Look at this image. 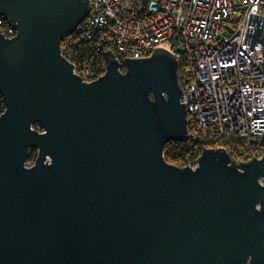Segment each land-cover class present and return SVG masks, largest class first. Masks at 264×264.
<instances>
[{
    "label": "water",
    "instance_id": "obj_1",
    "mask_svg": "<svg viewBox=\"0 0 264 264\" xmlns=\"http://www.w3.org/2000/svg\"><path fill=\"white\" fill-rule=\"evenodd\" d=\"M88 12L89 0H0L16 31L0 28V264H264V153L166 161L167 142L188 141L178 59L106 50L84 82L61 41ZM248 24L264 76V16Z\"/></svg>",
    "mask_w": 264,
    "mask_h": 264
},
{
    "label": "built area",
    "instance_id": "obj_2",
    "mask_svg": "<svg viewBox=\"0 0 264 264\" xmlns=\"http://www.w3.org/2000/svg\"><path fill=\"white\" fill-rule=\"evenodd\" d=\"M250 13L264 16V0H89V12L74 33L93 41L96 57L111 50L122 62L148 57L159 47L183 56L188 139L217 140L209 147L226 149L232 138L261 142L264 132L261 45L252 50L244 43L247 27L253 28ZM2 32L16 34L9 26ZM96 66L91 59L74 65V72L90 82L105 72V64ZM31 128L43 131L39 123ZM36 154H28L25 166ZM235 156L230 157L240 162Z\"/></svg>",
    "mask_w": 264,
    "mask_h": 264
},
{
    "label": "trees",
    "instance_id": "obj_3",
    "mask_svg": "<svg viewBox=\"0 0 264 264\" xmlns=\"http://www.w3.org/2000/svg\"><path fill=\"white\" fill-rule=\"evenodd\" d=\"M7 27L5 19L0 18V28L4 30ZM61 50L62 54L76 67L91 59L95 60L97 69L102 68L105 64L102 52H99L97 57L94 55L95 50L93 47V41L81 39L76 33L64 37L61 42ZM116 56L118 57V55ZM119 60L121 61L120 58ZM184 65V58L183 56H180L178 58V75L181 86L185 83ZM120 69L121 71H124V66L122 65ZM99 72H101V70H99L98 73ZM3 110L4 104L0 96V113ZM217 144V140L199 138H190L186 142L169 141L164 146V157L166 161L177 166H185L189 163L194 164L204 147L217 146ZM259 145L263 146L260 150ZM226 151L230 156H233V154L236 153L235 158L238 159V161H248L258 154L261 156L264 153V144L262 142L257 144V140L251 137L232 138L229 145L226 146ZM33 153L34 150H30L29 154L31 155Z\"/></svg>",
    "mask_w": 264,
    "mask_h": 264
},
{
    "label": "rangeland",
    "instance_id": "obj_4",
    "mask_svg": "<svg viewBox=\"0 0 264 264\" xmlns=\"http://www.w3.org/2000/svg\"><path fill=\"white\" fill-rule=\"evenodd\" d=\"M260 142L257 140V144H259ZM263 146H260L259 145V150L262 148ZM257 152H259V151H257ZM258 155H260V154H258Z\"/></svg>",
    "mask_w": 264,
    "mask_h": 264
},
{
    "label": "clouds",
    "instance_id": "obj_5",
    "mask_svg": "<svg viewBox=\"0 0 264 264\" xmlns=\"http://www.w3.org/2000/svg\"><path fill=\"white\" fill-rule=\"evenodd\" d=\"M30 150H31V149H30ZM30 150H29V152H30ZM32 150H34V151H35L36 149H32ZM36 152H37V150H36ZM28 154H29V153H28Z\"/></svg>",
    "mask_w": 264,
    "mask_h": 264
},
{
    "label": "bare ground",
    "instance_id": "obj_6",
    "mask_svg": "<svg viewBox=\"0 0 264 264\" xmlns=\"http://www.w3.org/2000/svg\"><path fill=\"white\" fill-rule=\"evenodd\" d=\"M163 48H165V47H163ZM166 49V48H165Z\"/></svg>",
    "mask_w": 264,
    "mask_h": 264
}]
</instances>
